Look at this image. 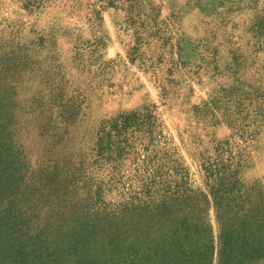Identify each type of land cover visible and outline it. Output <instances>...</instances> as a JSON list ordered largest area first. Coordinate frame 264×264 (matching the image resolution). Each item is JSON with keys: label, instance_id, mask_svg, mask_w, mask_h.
<instances>
[{"label": "rangeland", "instance_id": "obj_1", "mask_svg": "<svg viewBox=\"0 0 264 264\" xmlns=\"http://www.w3.org/2000/svg\"><path fill=\"white\" fill-rule=\"evenodd\" d=\"M0 123V264H264V0H0Z\"/></svg>", "mask_w": 264, "mask_h": 264}, {"label": "trees", "instance_id": "obj_2", "mask_svg": "<svg viewBox=\"0 0 264 264\" xmlns=\"http://www.w3.org/2000/svg\"><path fill=\"white\" fill-rule=\"evenodd\" d=\"M46 0H23L26 8H39L44 5ZM143 114H131L122 115L112 119L101 125L100 130L97 134V144L93 150L98 157H103L105 154H115L120 150L119 144L121 140L128 136L135 125L139 122L141 127L149 129L147 118H143ZM141 121V122H140ZM136 127V128H141ZM149 134H153V131H148ZM10 137L7 127H4L0 123V155L7 154L9 152L6 144L4 143L5 138Z\"/></svg>", "mask_w": 264, "mask_h": 264}]
</instances>
